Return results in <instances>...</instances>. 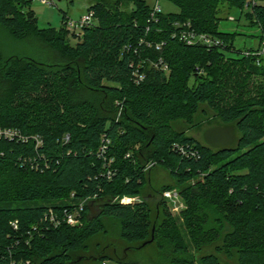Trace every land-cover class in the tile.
Segmentation results:
<instances>
[{"label":"trees","instance_id":"obj_1","mask_svg":"<svg viewBox=\"0 0 264 264\" xmlns=\"http://www.w3.org/2000/svg\"><path fill=\"white\" fill-rule=\"evenodd\" d=\"M169 1L179 12L155 23L147 0H130L132 11L121 0H93L88 11L97 23L71 45L65 13L59 31L41 29L24 11L29 1L0 0L1 27L58 53L48 61L0 52V84L10 86L0 99V131L17 133L0 136V264L124 263L131 249L150 245L169 264H264V55L261 48L234 52L236 34L219 27L222 3L243 13L247 0ZM244 14L263 46L264 4ZM176 22L223 45L187 46L173 37ZM144 60L146 78L136 84L133 63ZM203 106L236 124L235 147L214 151L187 135ZM104 140L112 179L98 155ZM150 163L166 168L179 188L181 223L162 197L174 187L154 204L145 198ZM125 196L139 201H115ZM85 199L80 226L54 227L45 218L50 208L61 215ZM105 219L120 223L122 244Z\"/></svg>","mask_w":264,"mask_h":264},{"label":"rangeland","instance_id":"obj_2","mask_svg":"<svg viewBox=\"0 0 264 264\" xmlns=\"http://www.w3.org/2000/svg\"><path fill=\"white\" fill-rule=\"evenodd\" d=\"M29 3L25 5V12L32 13L38 20L39 27L42 28H56L57 31L62 29L63 14H66L68 19L78 21L83 15L88 13V9L91 6L93 0H48L51 4L44 5L42 0H27ZM108 3H112L113 0H105ZM150 6H154L157 0H147ZM158 4L161 6L163 14H171L179 12L178 7L169 0H158ZM121 7H124L126 11H132L133 6L130 0H121ZM221 13L219 14L220 20V31L224 33H233L235 35L234 52L244 53L249 49H263L264 46L260 47V41L258 37L261 35V31L257 27L250 26V23L246 19L244 12L249 11L244 8V12L236 8H230L227 3H222L220 6ZM124 12V10H123ZM66 27V26H65ZM66 32L67 39L71 45H76L82 41V38L75 37L68 29ZM0 52L6 58L12 56H29L40 57L42 60L56 61L58 53L54 52L52 46L47 45L42 40H39L33 36H28L22 40L15 39L9 30L0 26ZM10 86L8 83L0 84V99L8 92ZM121 115L119 111L118 116ZM187 135L195 138L202 145L210 147L212 150L217 151L222 148H232L237 145L240 138V133L237 130L236 124L223 123L217 115L211 111L208 107L203 106L202 110L195 116V121L192 126H186ZM147 177L149 186L152 189H148L144 192L145 198H151L154 202L158 201L161 194L160 192L166 186L174 187L173 190L179 193V188L176 187V183L171 177L170 172L157 164L154 167L147 170ZM165 193V192H164ZM163 193V194H164ZM163 197V195H162ZM137 200L139 198H136ZM136 200V202H138ZM135 202V203H136ZM172 203V202H171ZM173 207H178L179 211H172ZM174 217L179 218V213L185 209L182 199H178L176 204H171L169 207ZM105 225L108 231L112 234L113 238L118 241V244L122 242L118 239L120 235V223L115 220L105 219ZM189 245L190 252L192 255L195 254L194 247L190 243L188 237L185 238ZM124 246L139 247V244ZM156 248L154 245L146 246L142 250H130L128 257L124 259V263H120L114 259H108L107 264H149V259L155 258V260L161 264H169L167 259L161 258L156 254ZM113 254V253H112ZM126 262V263H125ZM229 264H236L234 261H227ZM197 264H199L197 262Z\"/></svg>","mask_w":264,"mask_h":264},{"label":"built area","instance_id":"obj_3","mask_svg":"<svg viewBox=\"0 0 264 264\" xmlns=\"http://www.w3.org/2000/svg\"><path fill=\"white\" fill-rule=\"evenodd\" d=\"M158 0L156 1V4L154 6H151V15H150V21L152 22H159V15L162 14L161 6L158 4ZM42 4L44 5H50L51 3L48 0H42ZM258 4H264V0H247L245 4V8H247L249 11L253 9L254 6ZM97 23L95 14L93 11H88L86 15H83L78 21H73L71 19H66L65 26L75 37L83 38L84 32L87 28H90L94 26ZM176 27V31L173 35L174 38L178 39L179 42L186 44L187 46H194V45H204L210 48L215 47H221L223 45L222 40L219 38L213 37L212 35L205 34V33H199L196 31L192 24L190 22H176L174 24ZM146 44L148 47H150V43L146 42L145 40H141L139 42V45ZM164 44H158L156 46L157 50H160L161 47ZM264 46V45H263ZM249 55V53H247ZM258 55H264V48L260 50ZM150 65L153 68H159L161 67L164 71L168 72V66L164 65V63L159 60V62L155 61H148ZM146 63V60L139 62L138 64L133 63L134 73L133 78L135 79V83L139 84L143 82L146 78V74L144 69V65ZM119 106L120 103H117ZM121 107V106H120ZM6 136L9 138H15L17 136L16 132L12 131H0V136ZM108 144L109 141H103L101 146L98 150V155L100 157L104 158V161L106 163L107 170V176L109 179H112L114 175V170H112V165L114 163V159H109L106 157L108 152ZM183 152V150H181ZM129 157V155H127ZM155 163H150L147 170L154 167ZM163 199H165L168 202V206L171 207V204H176L177 200L180 199L179 194L176 191H167L163 194ZM136 198L131 197H122L117 198L115 201L119 202L123 205H129L134 204L136 202ZM138 201V200H137ZM87 202V199L83 200L79 204H73L72 209L65 208L63 209V212L61 215H59L54 209L50 208L49 212L46 213L45 218L49 220L52 226L59 227L62 224H67L68 226H80L81 225V214L84 211L85 203ZM172 202V203H171ZM172 211L178 212V207H173ZM15 230L18 229L17 222L12 223ZM107 264V263H104Z\"/></svg>","mask_w":264,"mask_h":264}]
</instances>
